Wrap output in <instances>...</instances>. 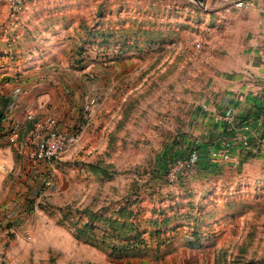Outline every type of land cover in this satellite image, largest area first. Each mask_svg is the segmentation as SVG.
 Instances as JSON below:
<instances>
[{
	"label": "rangeland",
	"instance_id": "obj_1",
	"mask_svg": "<svg viewBox=\"0 0 264 264\" xmlns=\"http://www.w3.org/2000/svg\"><path fill=\"white\" fill-rule=\"evenodd\" d=\"M247 9L25 0L15 11L0 0L2 123L17 105L22 126L31 111L80 130L39 164L0 142L15 157L0 194V264H264V160L213 162L218 144L190 131L248 46ZM194 147L191 175L170 182L169 163Z\"/></svg>",
	"mask_w": 264,
	"mask_h": 264
},
{
	"label": "crops",
	"instance_id": "obj_2",
	"mask_svg": "<svg viewBox=\"0 0 264 264\" xmlns=\"http://www.w3.org/2000/svg\"><path fill=\"white\" fill-rule=\"evenodd\" d=\"M254 2V6L246 10L252 16L246 50L234 71L222 73V79L213 86L214 96L203 99L207 108L198 112L200 122L190 127L194 134L211 138V143L219 144L232 139L247 124L250 144L243 154L237 156L240 160L255 157L264 160V144L259 143L264 134V0ZM24 117L23 110L16 105L6 123H2L0 142L5 141V136L8 139L10 125L24 121ZM191 124L192 120L189 126ZM184 140H188V136ZM14 163L15 157L9 145L0 144V194Z\"/></svg>",
	"mask_w": 264,
	"mask_h": 264
},
{
	"label": "built area",
	"instance_id": "obj_3",
	"mask_svg": "<svg viewBox=\"0 0 264 264\" xmlns=\"http://www.w3.org/2000/svg\"><path fill=\"white\" fill-rule=\"evenodd\" d=\"M239 8H250L254 6V0H234ZM15 11L21 10L25 0H8ZM27 126L13 123L8 129V140L16 146L17 150L33 164L50 162L59 158L66 150L73 146L79 138V129H60L58 119L55 116L37 117L33 112H27ZM2 120L0 118V128ZM82 129V128H81ZM249 126L244 125V130L238 132L232 139L210 147L208 156L213 162H230L245 152L250 144L247 130ZM260 144H264V134L260 137ZM201 159L199 148H192L187 155L171 161L167 167V178L170 182H179L188 178L192 170ZM45 186L51 187L53 179L51 175L45 178Z\"/></svg>",
	"mask_w": 264,
	"mask_h": 264
},
{
	"label": "trees",
	"instance_id": "obj_4",
	"mask_svg": "<svg viewBox=\"0 0 264 264\" xmlns=\"http://www.w3.org/2000/svg\"><path fill=\"white\" fill-rule=\"evenodd\" d=\"M2 117H3V114L1 113V115H0L1 120H2ZM107 220H108V222H109L110 224L114 223V220H113V219H112V220L107 219Z\"/></svg>",
	"mask_w": 264,
	"mask_h": 264
},
{
	"label": "water",
	"instance_id": "obj_5",
	"mask_svg": "<svg viewBox=\"0 0 264 264\" xmlns=\"http://www.w3.org/2000/svg\"><path fill=\"white\" fill-rule=\"evenodd\" d=\"M196 1H198V2L202 3V0H196Z\"/></svg>",
	"mask_w": 264,
	"mask_h": 264
}]
</instances>
